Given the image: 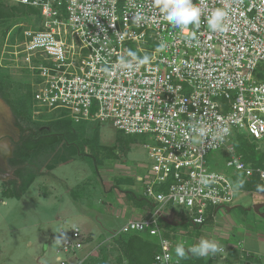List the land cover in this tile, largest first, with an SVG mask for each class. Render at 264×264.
I'll return each instance as SVG.
<instances>
[{
    "label": "built area",
    "instance_id": "1",
    "mask_svg": "<svg viewBox=\"0 0 264 264\" xmlns=\"http://www.w3.org/2000/svg\"><path fill=\"white\" fill-rule=\"evenodd\" d=\"M9 1L38 8L42 17L40 28L24 31L22 44L24 67L33 75V110L61 109L75 122L108 121L125 134H152L153 162L141 191L150 209L118 232L156 236L155 264L176 263L182 239L165 237L161 219L172 220V208L182 207L180 216L202 224L209 208L213 216L233 201L230 180L206 169V154L242 130L264 137V0H197L204 12L198 30L170 25L156 0ZM220 7L228 11L226 30L211 32L205 18ZM129 50L149 62L137 64ZM121 58L133 67L122 66ZM201 127L206 137L196 131ZM226 165L264 183V163L249 167L234 156ZM160 185L166 189L157 190ZM87 238L78 226L61 231L58 251L76 253ZM55 264L71 263L57 256Z\"/></svg>",
    "mask_w": 264,
    "mask_h": 264
},
{
    "label": "rangeland",
    "instance_id": "2",
    "mask_svg": "<svg viewBox=\"0 0 264 264\" xmlns=\"http://www.w3.org/2000/svg\"><path fill=\"white\" fill-rule=\"evenodd\" d=\"M39 17L37 19L25 13L0 22V68L1 72L8 73L14 81V87L19 82L30 85L33 81V75L24 67V64H27L25 63L27 55L22 53V44L26 35L24 31L38 29L40 21L42 22L41 14ZM46 21L48 20L45 19L44 22ZM19 26L23 29L22 37L20 33L14 36L9 33L10 31L15 33ZM3 30H7L5 35L2 33ZM56 30L60 34V29L56 28ZM12 91V93L16 92L15 88ZM1 102L0 147L7 154H11L13 144L18 141L20 137L18 134L21 131L12 129L11 120L14 118V121H17L16 117L9 116V108L3 103L4 101ZM45 109L47 108H35L32 111V118L35 120H41L39 119L41 116L55 118L61 113L65 119L71 118L64 110L54 109L46 112ZM67 126L69 130H82L85 135L73 134L72 137V133L66 132L69 130H64L59 139L64 147L65 145L67 147L60 149L59 153H62L58 159L54 158L59 162L51 171L45 168V161L43 168L39 170L41 173H35L34 181L19 198L0 195V264H55L57 256H67L71 264H78L86 256L95 255L96 247L102 241H108L109 232L119 231L123 220L142 211L140 206L132 209L129 207L126 217L115 214L116 210L123 208L129 200L121 196V191L131 190L137 195L143 190L141 181L148 176V168L153 162L148 154L149 147L153 144L152 134H130L135 142L125 149L118 144L119 131L108 121L81 119ZM65 134L67 136H64ZM237 135L244 137L233 140ZM64 137L69 138V141L75 140V143L67 145ZM232 137L233 141L230 139L227 145L206 154L205 167L208 171L221 173L226 177L236 172L234 175L238 176L237 171L227 166L226 162L238 156L239 150L248 152L256 160L264 155V137L254 139L245 130L236 132ZM229 146H232L234 151H230ZM71 149L76 150L77 154L63 162L62 159L70 155ZM33 162L36 163L38 160ZM4 164L5 169H0V182L4 181L12 186V181L19 179V176H16L7 159ZM20 169L25 171L26 168L22 166ZM17 184H19L18 180L13 185ZM262 191L264 190L254 189L249 192L243 187L235 190L229 214L238 223L236 222L232 232L228 229L227 238L211 235V240L217 241L223 252L204 257L205 260L210 261V264H233L221 258V254L230 255L229 249H232L236 264H260L256 261H246L249 253L264 259V218L253 208L258 202L264 204ZM127 195L130 201L135 199L130 193ZM177 209L183 211L182 207ZM260 212H264V205L260 207ZM226 213L223 207H219L215 217L223 220ZM179 215L180 213L178 217ZM166 225L169 235L171 233L180 235L184 247L193 245L192 238H185L182 234L184 232L181 231L180 225L173 223L169 218ZM73 226L80 227L92 237L90 236L85 246L76 253L69 255L61 253L58 251L61 231L67 232ZM222 226L216 224L215 227L214 224L215 228ZM190 233L193 235L194 232L190 231ZM119 255L118 251L110 249L108 258L102 264H119L117 262ZM121 264L127 262L123 261Z\"/></svg>",
    "mask_w": 264,
    "mask_h": 264
},
{
    "label": "trees",
    "instance_id": "3",
    "mask_svg": "<svg viewBox=\"0 0 264 264\" xmlns=\"http://www.w3.org/2000/svg\"><path fill=\"white\" fill-rule=\"evenodd\" d=\"M8 1L9 0H0V22L10 19L16 15H23L25 13L26 15L35 16L37 19L40 18V10L37 8L28 5L12 4ZM38 28H40V24ZM15 31V33L11 31L9 33H12L13 36L20 33V37H22L21 33L23 32V29L21 26L16 28ZM2 33L5 35L7 30H3ZM13 82L14 81L8 76V73L1 72L0 68V94L2 99L5 100L7 104H9L12 114L16 117V125L21 131L18 141L13 144L14 148L12 153L7 158L8 163L13 167L12 170L15 172L16 176H19V179L13 180L12 186H10L11 184L8 185L9 183L7 182L1 181L0 195L2 197L19 198L34 181L36 177L35 173H41L39 170L43 168L45 161V168H47L49 171H51L52 167H54L55 164L59 162L57 159L62 153H59L60 149L67 147L66 145L64 147L59 137L63 135L62 133L64 130H69L67 124L70 125V123L74 121L69 117H66L65 119V116L63 117V113L55 118L41 116L39 118L41 120L33 119V96L29 83L23 84L22 82H19L18 85L14 87ZM13 88L16 90L14 93H12ZM80 131H74L73 129H70L66 132L72 133V137L74 136L73 134L85 135L82 130ZM117 131H119L118 133L120 135L117 137L120 147L127 149L131 143L135 142L134 138L131 137L130 134H125L123 131L118 129ZM64 136L67 135L65 134ZM243 137V135H237L234 137V139L232 137L231 140L233 139L236 141ZM63 139H65V142H67V145L69 146L75 143V140L69 141V138L67 137H64ZM75 152L76 150L74 151V149H71L70 155L67 157L64 156L65 158L62 159L64 160L63 162L68 161L74 156V154H77V152ZM238 153L240 160L242 157V161L246 166H262L264 162V155H261V157L256 160L254 156H251V154L248 152L239 150ZM81 154L85 155L83 153ZM55 157L57 158L56 160L54 159ZM53 159L54 161L50 162ZM34 160H38V162L34 163ZM22 166H24L26 169L29 168L30 170L25 169V171H23L20 169ZM237 173L238 176L234 175L236 174L235 172L234 174L232 173V175L227 177L235 190L237 188L240 189V186H238L240 185V182H243V188L245 189L251 191L254 189L264 190V183L258 178L256 174L247 177L243 172ZM17 180L19 184L13 185L15 182H17ZM156 188L157 190H165L166 186L160 185L156 186ZM124 192L126 194L130 193L136 200H142L144 203H147V205L149 204V201L142 194L136 195V193L131 190ZM232 203L229 206H231ZM172 210L175 214H179L177 212V208H172ZM208 211L212 210L210 208L207 210L205 221L202 224H193L182 216L178 217L177 222L186 226L189 234H191L190 231H192L194 232L193 235L196 236L210 220ZM160 224L165 228L163 233L165 237L175 239V237L179 236L178 234L176 235V233H171L169 235L168 231L166 230L167 223L164 222V220L161 219ZM108 235V241H102V243L96 247L97 253L95 255L93 254L86 256L82 262L78 264H102L108 258L110 249H114L115 251L119 252L120 255L117 258V262L119 264H121L123 261H126L127 264H155V254L160 251L156 236L150 235L147 232L136 231L127 233L116 231L109 232ZM187 237L188 235L185 236V238ZM186 251L187 252L185 253L184 258L178 259V257H174L176 255H173V257L177 259V262L174 264H210V261L205 260L204 257L194 256L190 251L187 250V248ZM246 260L256 261L262 264V259L257 258L254 253H249Z\"/></svg>",
    "mask_w": 264,
    "mask_h": 264
},
{
    "label": "clouds",
    "instance_id": "4",
    "mask_svg": "<svg viewBox=\"0 0 264 264\" xmlns=\"http://www.w3.org/2000/svg\"><path fill=\"white\" fill-rule=\"evenodd\" d=\"M157 4L161 5V11L163 13V19L166 20L170 25L184 29L188 26H192L193 29L198 30L201 27V17L204 15L201 4L197 0H156ZM228 17V11L223 8H215L211 13L205 18L207 28L211 32H223L226 30L225 21ZM139 19V15L136 17ZM190 38L192 41H197V31L193 30L190 33ZM127 55L137 62V64H144L149 62L150 57L148 55L143 56V58H137V54L134 51L129 50ZM121 65L131 69L133 63L131 60H124L121 58ZM201 137L207 136V128L201 127L196 129ZM223 134L227 135L229 130L227 128L223 129ZM223 137H217V139H222ZM240 187H243V182H240ZM259 187V186H258ZM264 193V191H263ZM164 222L167 220L163 217ZM196 257H208L210 255H215L217 253L223 252V248L218 244L217 241L202 238L198 243L192 246L189 250ZM186 249L184 245L177 244L175 247V254L179 258H184ZM165 259H168L166 256Z\"/></svg>",
    "mask_w": 264,
    "mask_h": 264
},
{
    "label": "crops",
    "instance_id": "5",
    "mask_svg": "<svg viewBox=\"0 0 264 264\" xmlns=\"http://www.w3.org/2000/svg\"><path fill=\"white\" fill-rule=\"evenodd\" d=\"M143 180V179H142ZM142 182V181H141ZM251 190H249V192H250ZM260 192V191H259ZM263 193V192H262ZM120 194H121V196L122 197H124V198H129V200H128V202H127V204H124L123 205V208H120L119 210H116V212H115V214H119L120 215V217H126V214H127V210H128V208L130 207V209H132V208H136V207H139L140 206V208L142 209V211L140 212V213H138V214H133L131 217H135V218H139V217H141V216H145L146 214H147V210H149L148 209V207L149 206H151V204H149V206L147 205V203H144L142 200H133V201H130V197H129V195H127L126 193H124V191H121L120 192ZM264 194V193H263ZM121 201H123V199L121 198ZM135 202V203H134ZM124 203H126V202H124ZM259 203V202H258ZM257 203V204H258ZM261 203H263V202H261ZM133 205H134V207H133ZM144 211V213H142ZM225 211L227 212L225 215H224V218H222L223 220H221V219H216V217H215V215H213V216H210L209 218H210V220L207 222V224H206V226L205 227H203L200 231H199V233L196 235V236H194V235H192V234H189L188 233V231H187V228H186V226H184L183 224H180L179 222H177L178 221V214H175V213H173V212H170V214L172 215V222L173 223H176L177 225H180V227H182V232H184V233H182V234H185V236L186 235H188V237L187 238H192V243L193 242H198L197 240L198 239H202V238H207V239H211L212 238V236L211 235H217V236H221V237H224V238H227L228 237V235H229V233L227 232L228 231V229H229V231L231 230V232L234 230V228L236 227L235 225H236V222L237 221H234L233 220V217L229 214V211H227L226 209H225ZM177 212L178 213H180L181 211L178 209L177 210ZM169 214V215H170ZM131 217H129V218H131ZM179 217H181L180 215H179ZM128 218V219H129ZM128 219H126V220H123L122 221V225L128 220ZM181 222V221H180ZM238 223V222H237ZM214 224H215V227H216V224H222L223 226H222V228L221 227H219V228H215L214 227ZM121 225V226H122ZM214 229V230H213ZM224 230H226V231H224ZM224 235V236H223ZM178 237H180V236H178ZM233 250H235V249H233ZM229 252L228 253H230V255L229 254H221V258H224L225 260H228L229 262H231V263H233V264H236V260H235V258L233 257V253H232V249H229L228 250ZM225 252H227L226 251V249H225ZM247 261V260H246Z\"/></svg>",
    "mask_w": 264,
    "mask_h": 264
},
{
    "label": "flooded vegetation",
    "instance_id": "6",
    "mask_svg": "<svg viewBox=\"0 0 264 264\" xmlns=\"http://www.w3.org/2000/svg\"><path fill=\"white\" fill-rule=\"evenodd\" d=\"M0 101H4L3 103L4 104H6V106L9 108V116H13V114H12V110H11V108H10V106H9V104H7V102L5 101V100H3L2 99V97H1V94H0ZM11 116V117H12ZM11 124H12V129H15V130H19V128H18V126L16 125V121H14V118H12V120H11ZM5 129V128H4ZM19 132V131H18ZM18 135H20V133L18 134ZM11 136V135H10ZM0 158H2V157H4V156H6L7 155V153H6V151L5 150H3L2 149V147H0ZM5 158V160L8 158V156H6V157H4ZM0 169L1 170H3V168H1L0 167ZM5 171V170H4ZM3 173H5V172H3ZM1 174V173H0Z\"/></svg>",
    "mask_w": 264,
    "mask_h": 264
},
{
    "label": "water",
    "instance_id": "7",
    "mask_svg": "<svg viewBox=\"0 0 264 264\" xmlns=\"http://www.w3.org/2000/svg\"><path fill=\"white\" fill-rule=\"evenodd\" d=\"M2 102L0 101V109H1V107H2V104H1ZM10 155V153H8L6 156H9ZM6 156H4V157H6ZM4 157H2V158H0V167L2 168L3 167V169H5V158ZM263 203H258V204H255L254 206H253V208H254V210L257 212V213H259V215L262 217V218H264V212H260V207H263ZM230 208L231 207H225V209L227 210V211H229L230 210Z\"/></svg>",
    "mask_w": 264,
    "mask_h": 264
},
{
    "label": "bare ground",
    "instance_id": "8",
    "mask_svg": "<svg viewBox=\"0 0 264 264\" xmlns=\"http://www.w3.org/2000/svg\"><path fill=\"white\" fill-rule=\"evenodd\" d=\"M4 146V145H3ZM1 150V149H0Z\"/></svg>",
    "mask_w": 264,
    "mask_h": 264
}]
</instances>
